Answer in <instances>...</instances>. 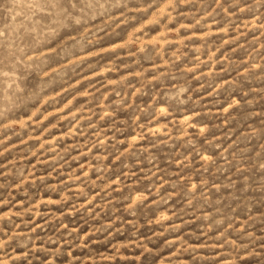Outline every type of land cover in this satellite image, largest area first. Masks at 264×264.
<instances>
[{
	"label": "rangeland",
	"instance_id": "rangeland-1",
	"mask_svg": "<svg viewBox=\"0 0 264 264\" xmlns=\"http://www.w3.org/2000/svg\"><path fill=\"white\" fill-rule=\"evenodd\" d=\"M0 264H264V0H0Z\"/></svg>",
	"mask_w": 264,
	"mask_h": 264
}]
</instances>
